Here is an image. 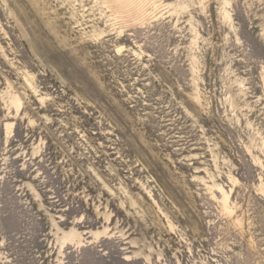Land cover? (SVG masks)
Here are the masks:
<instances>
[{"label":"rangeland","instance_id":"374dc122","mask_svg":"<svg viewBox=\"0 0 264 264\" xmlns=\"http://www.w3.org/2000/svg\"><path fill=\"white\" fill-rule=\"evenodd\" d=\"M0 264H264V0H0Z\"/></svg>","mask_w":264,"mask_h":264}]
</instances>
